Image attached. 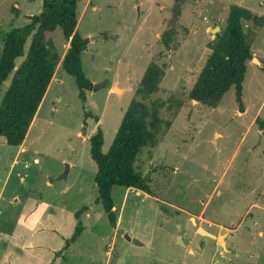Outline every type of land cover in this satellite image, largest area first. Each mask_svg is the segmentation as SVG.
<instances>
[{"label": "rangeland", "instance_id": "rangeland-1", "mask_svg": "<svg viewBox=\"0 0 264 264\" xmlns=\"http://www.w3.org/2000/svg\"><path fill=\"white\" fill-rule=\"evenodd\" d=\"M42 1L0 0V45L6 32L41 12ZM238 4L254 20L264 17V0H78L76 32L89 40L81 67L93 90L82 102L59 63L23 144L0 138V264H202L197 249L207 240L198 227L226 233L231 250L247 253L231 252L221 263L264 264V25L244 24L252 59L242 82L243 112L234 87L216 108L188 98L218 34L210 30ZM51 37L62 56L68 43L60 29ZM152 63L164 68L153 98L169 102L161 116L170 126L136 163L150 194L113 188L111 225L96 202L89 138L100 128L101 151H109L124 113L141 100L139 84ZM10 79L0 86V104ZM77 137L82 141L68 158L64 147ZM23 207L24 226L30 210L42 217L30 234L15 226ZM80 210L72 225L82 233L67 245L61 219ZM9 241L26 251L15 247L10 253L20 254L11 257Z\"/></svg>", "mask_w": 264, "mask_h": 264}, {"label": "trees", "instance_id": "trees-1", "mask_svg": "<svg viewBox=\"0 0 264 264\" xmlns=\"http://www.w3.org/2000/svg\"><path fill=\"white\" fill-rule=\"evenodd\" d=\"M77 10L78 0H43L38 15L29 17L26 25L11 28L3 35L0 45V86L10 76L11 79L0 104V138L7 145L19 147L23 144L59 63L73 77L82 102L86 100V93L93 90V84L81 67L80 57L87 49L89 40L76 32ZM226 21L228 25L216 35L211 53L188 98L208 108H216L223 95L234 87L236 100L243 112L242 82L247 62L252 59L244 24L254 21L257 26H262L264 17L254 20L248 9L233 6ZM57 28L68 43L62 56L51 37ZM168 42L169 38L163 39L167 47ZM22 58L21 64L16 67L15 61ZM164 75V68L155 63L147 68L139 84L141 100L132 102L124 113L106 154L101 151L103 133L100 128L89 138L90 156L97 166L94 177L96 202L103 207L111 225L116 224L111 198L113 188L150 194L148 183L136 163L144 151L150 155L151 149L158 145L170 126V122L161 116L162 109L169 102L153 98L160 90ZM87 116L85 114V119ZM82 210L75 213L77 220ZM81 233L82 226L78 223L66 244L75 242Z\"/></svg>", "mask_w": 264, "mask_h": 264}, {"label": "flooded vegetation", "instance_id": "flooded-vegetation-1", "mask_svg": "<svg viewBox=\"0 0 264 264\" xmlns=\"http://www.w3.org/2000/svg\"><path fill=\"white\" fill-rule=\"evenodd\" d=\"M212 225H215L214 223L208 224L209 228L212 227ZM232 230L234 227L233 225L229 226ZM204 229V228H203ZM206 232L212 234L215 236V238H210L208 236H204L205 239L207 240L206 242H204V248H198L197 252H201V262L202 264H224L223 262L221 263L220 259H226V255L231 254V252H233L232 254L235 256H247V253L238 249H235L234 251L231 250V248L228 245V236L226 233L223 234H218V233H214L213 230H209V229H204ZM248 230V228L246 229V231ZM247 234H251L250 232H247ZM221 242L223 243L224 246L221 245ZM215 246H218V248H215ZM189 254H191L193 257H196L197 255L195 254V251H188ZM229 261V260H228ZM230 262V261H229ZM228 264H231L229 263Z\"/></svg>", "mask_w": 264, "mask_h": 264}, {"label": "crops", "instance_id": "crops-1", "mask_svg": "<svg viewBox=\"0 0 264 264\" xmlns=\"http://www.w3.org/2000/svg\"><path fill=\"white\" fill-rule=\"evenodd\" d=\"M239 5V4H238ZM240 6V5H239ZM241 7V6H240ZM27 211H26V208H24L23 207V209L21 210V213L17 216L18 217V221H17V223L15 224V226H16V229L18 228V227H21V230H23L24 228L25 229H27V230H25V231H22L23 233H25V234H30L31 232H32V230L30 229V228H35V227H37L39 224H40V222H41V219H42V217L41 216H38V214L37 213H35V212H33L32 210H30L29 211V215L31 216H29V220H30V224H29V226H24L23 224H22V221H21V218H22V216L26 213ZM78 212V211H77ZM69 213H71V212H68L67 211V213H66V215H65V217H64V219H61V221H64L65 223H66V229H67V231L66 232H68V239H70L71 238V236H72V234H73V231L75 230V228L73 227V222H75V221H77L76 220V218H75V213L76 212H74V213H72V214H69ZM37 214V215H36ZM68 220H71L72 221V223L71 222H69ZM73 224V225H72ZM13 232V231H12ZM1 233V232H0ZM64 236V235H63ZM63 244V246L65 245V242H63L62 243ZM15 247H17V248H21V250L23 249V250H25V248L24 247H22V246H20V245H18V244H15L14 242H12V241H9V244L6 246V252H8L9 254H10V256L12 257V254H13V256L15 255V254H20V253H18L17 251H12L11 253H10V250H12V249H15ZM26 251V250H25ZM14 258V257H13ZM17 260H18V262L20 261V258L19 257H15ZM21 262V261H20ZM19 264V263H18Z\"/></svg>", "mask_w": 264, "mask_h": 264}, {"label": "water", "instance_id": "water-1", "mask_svg": "<svg viewBox=\"0 0 264 264\" xmlns=\"http://www.w3.org/2000/svg\"><path fill=\"white\" fill-rule=\"evenodd\" d=\"M136 2H137V0H136ZM227 25H228V23H227V21L225 20V21H223L221 24H219L218 26H215L213 29L210 30L212 36H215L216 33H219L221 30L225 29V28L227 27ZM80 141H82V137H77L75 140H72V141L67 142V144L65 145L64 148H65V150H66V152H67V156H68V158H71V156H72V152L74 151L75 146H76L78 143H80ZM197 233L200 234V235H202V236H208V237L213 238V239L215 238L214 235H212V234L206 232L202 227H198V228H197ZM124 238H125L128 242H130L131 244H133V245H136V246H142V243L139 242L136 238H131V237H130L129 235H127V234L124 235ZM181 239H182L181 236L178 235V236H177V240H178V242H180V244L183 245ZM221 245L224 246L222 242H221Z\"/></svg>", "mask_w": 264, "mask_h": 264}, {"label": "bare ground", "instance_id": "bare-ground-1", "mask_svg": "<svg viewBox=\"0 0 264 264\" xmlns=\"http://www.w3.org/2000/svg\"><path fill=\"white\" fill-rule=\"evenodd\" d=\"M116 91H118L117 89H115Z\"/></svg>", "mask_w": 264, "mask_h": 264}]
</instances>
